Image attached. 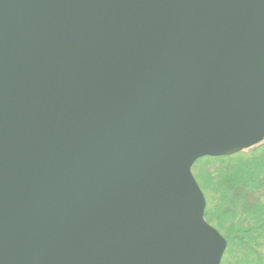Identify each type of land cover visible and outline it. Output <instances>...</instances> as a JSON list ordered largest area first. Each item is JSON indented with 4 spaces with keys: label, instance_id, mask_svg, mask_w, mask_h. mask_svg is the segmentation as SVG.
Instances as JSON below:
<instances>
[{
    "label": "water",
    "instance_id": "95a60500",
    "mask_svg": "<svg viewBox=\"0 0 264 264\" xmlns=\"http://www.w3.org/2000/svg\"><path fill=\"white\" fill-rule=\"evenodd\" d=\"M264 141V0H0V264H220L191 168Z\"/></svg>",
    "mask_w": 264,
    "mask_h": 264
},
{
    "label": "trees",
    "instance_id": "16d2710c",
    "mask_svg": "<svg viewBox=\"0 0 264 264\" xmlns=\"http://www.w3.org/2000/svg\"><path fill=\"white\" fill-rule=\"evenodd\" d=\"M191 172L205 199L204 219L226 242L220 264H264V141L201 158Z\"/></svg>",
    "mask_w": 264,
    "mask_h": 264
}]
</instances>
